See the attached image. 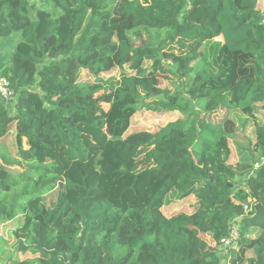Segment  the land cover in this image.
Returning <instances> with one entry per match:
<instances>
[{
	"label": "trees",
	"instance_id": "obj_1",
	"mask_svg": "<svg viewBox=\"0 0 264 264\" xmlns=\"http://www.w3.org/2000/svg\"><path fill=\"white\" fill-rule=\"evenodd\" d=\"M0 79L15 100L0 97V227H26L0 264H221L230 226L228 263L264 264L259 0H0ZM140 110L179 117L128 133ZM73 163L91 179L67 177Z\"/></svg>",
	"mask_w": 264,
	"mask_h": 264
},
{
	"label": "rangeland",
	"instance_id": "obj_2",
	"mask_svg": "<svg viewBox=\"0 0 264 264\" xmlns=\"http://www.w3.org/2000/svg\"><path fill=\"white\" fill-rule=\"evenodd\" d=\"M264 0H259V5L260 7L263 8ZM203 13L201 11H197L194 15L193 18H199L203 19L204 17L202 16ZM196 16V17H195ZM192 40L191 37L189 36H182L179 42L175 45L174 51L179 52L180 50H183L187 47L188 43ZM218 50V49H217ZM214 57H216V52L213 53ZM204 62L206 66L213 72L216 73L217 67H216V61L213 58V62L211 65H208L204 59ZM115 74V73H113ZM162 87H168V84L165 82H161ZM171 90L173 91L175 89V86L170 87ZM13 101H5L7 107L11 110L13 106ZM256 112H258L259 117H263L262 112H259V109H255ZM177 117H179L178 112H174L171 114H166V115H158L155 113H148L145 112L144 110L138 111L131 119L130 122V127L128 129V133L133 132V131H139V130H146V131H151L155 132L157 129L161 128L166 124L167 122L175 120ZM215 121L222 122L225 119L231 120L234 125L236 132H242L247 138H249L251 141H254V127L252 123H249L245 127H243V124L246 120L245 116L240 112V111H232L229 112L228 110H218L216 111L214 115ZM198 145L197 144H192L191 148L197 149ZM230 151H231V163H234L236 161V156L234 153V149L230 143ZM152 166L151 161L149 158L142 154L140 157L137 158L135 162V166L133 168L134 171H139L143 169L150 168ZM67 177L73 179V180H78V181H84V180H90L91 179V171L89 169V166L85 163H73L67 172L65 173ZM55 194L52 192L49 194L46 198H44V202L48 203L50 200L54 199ZM191 200L184 199L183 201H180L176 204H172L169 207H165L162 209L163 214L166 216L170 215L171 213L178 212V211H188V203ZM27 223V220H26ZM251 234H255L254 230L251 231ZM14 233L18 238H23L26 233V227H19V224L17 221H14L13 223L9 224H4L3 226L0 227V245L3 249L9 250L13 247L14 242H15V236ZM253 237V236H252ZM219 257H221L218 254Z\"/></svg>",
	"mask_w": 264,
	"mask_h": 264
},
{
	"label": "built area",
	"instance_id": "obj_3",
	"mask_svg": "<svg viewBox=\"0 0 264 264\" xmlns=\"http://www.w3.org/2000/svg\"><path fill=\"white\" fill-rule=\"evenodd\" d=\"M0 97L4 101H11L13 97V92L5 79H0ZM238 239L239 232L237 226H230L228 236L220 241L217 249L218 254L221 256V264H229L227 251L235 245Z\"/></svg>",
	"mask_w": 264,
	"mask_h": 264
},
{
	"label": "crops",
	"instance_id": "obj_4",
	"mask_svg": "<svg viewBox=\"0 0 264 264\" xmlns=\"http://www.w3.org/2000/svg\"><path fill=\"white\" fill-rule=\"evenodd\" d=\"M199 143V142H198ZM198 147H200V146H198Z\"/></svg>",
	"mask_w": 264,
	"mask_h": 264
}]
</instances>
